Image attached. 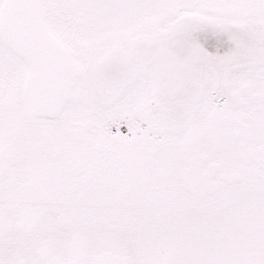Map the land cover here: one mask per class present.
Here are the masks:
<instances>
[{
	"label": "snow or ice",
	"instance_id": "obj_1",
	"mask_svg": "<svg viewBox=\"0 0 264 264\" xmlns=\"http://www.w3.org/2000/svg\"><path fill=\"white\" fill-rule=\"evenodd\" d=\"M0 264H264V0H0Z\"/></svg>",
	"mask_w": 264,
	"mask_h": 264
}]
</instances>
